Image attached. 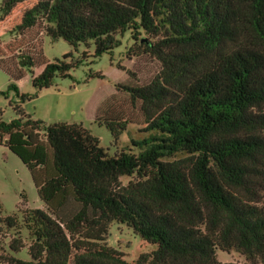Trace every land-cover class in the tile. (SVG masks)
Segmentation results:
<instances>
[{"label":"trees","instance_id":"obj_1","mask_svg":"<svg viewBox=\"0 0 264 264\" xmlns=\"http://www.w3.org/2000/svg\"><path fill=\"white\" fill-rule=\"evenodd\" d=\"M0 12L2 35L43 24L44 37L77 53L95 47L100 58L129 34L127 59L161 65L145 85L114 86L99 106L95 122L118 142L131 124L116 102L125 93L148 133L132 142L136 151L111 156L82 125H46L20 105L34 99L16 84L25 69L34 88L49 89L81 59L47 62L41 41L36 54L18 55L17 72L0 63L11 81L0 95L20 101L17 119L0 120V144L27 166L46 204L22 212L30 259L15 256L26 246L14 239L11 264H131L106 245L114 224L156 248L132 264H222L217 250L264 264V0H5ZM15 42L0 44V62L22 49L13 52ZM19 221L1 217L0 204L1 226Z\"/></svg>","mask_w":264,"mask_h":264},{"label":"rangeland","instance_id":"obj_2","mask_svg":"<svg viewBox=\"0 0 264 264\" xmlns=\"http://www.w3.org/2000/svg\"><path fill=\"white\" fill-rule=\"evenodd\" d=\"M4 1L0 0V7ZM43 27L41 24L22 37L2 35L0 27V44L16 41L13 52L22 48L15 52V56L8 62H3L6 61L5 59L1 60L0 63L10 71H13L14 68L17 72L18 55L33 51L36 54L37 46L39 47L42 41V53L45 61L54 63L56 60H62L65 55H70L73 58L69 61L74 64L75 61L81 59L82 65L70 72L72 78L65 79L57 76L52 87L42 90L33 87L31 75L25 69L24 77L16 84L19 86L21 94L30 95L34 99L20 103L15 93H10L7 97L0 95V120L10 123L17 119L18 115L14 108L17 103H20L27 116L32 120L42 121L46 125L59 123L82 125L100 140L101 147L111 156L121 151L132 149L136 151L137 149L133 147L132 142L143 141L148 133H143L145 128L143 117L138 108L130 104L128 95L120 92L116 96V102L121 109L123 118L131 123L118 142L113 138L110 131L104 125L97 124L94 118L99 106L115 94L114 86L145 85L160 72V63L148 56L137 57L132 60L127 59L126 52L131 46L129 34L119 38L121 45L115 48L112 54L94 58L95 47L90 52L81 46L79 53H77L72 46L64 41H53L49 37H44ZM83 52L85 55L82 57ZM118 65L127 71H131L135 74L134 77L130 78L124 71L117 70ZM41 69L42 67H39L36 72L38 73ZM95 74L104 75L106 79L99 80L91 77ZM10 84L8 74L0 69V94L7 93ZM130 180L131 178H122V183L126 185ZM0 204L1 217L7 218L16 215L20 220L16 229L8 230L5 226L0 225V255L3 257L0 264H11L8 259L14 256L10 255L9 245L12 240L19 238L25 243L26 249L15 254V256L23 261L29 260L28 247L32 241L21 222L22 212L28 209L46 211V204L40 199L27 166L5 143L0 144ZM106 245L117 251L125 261L131 264L136 263L142 256L153 253L156 249L135 236L127 227L116 224L110 228ZM216 256L218 262L222 264H250L244 256L237 252L227 254L217 250Z\"/></svg>","mask_w":264,"mask_h":264}]
</instances>
